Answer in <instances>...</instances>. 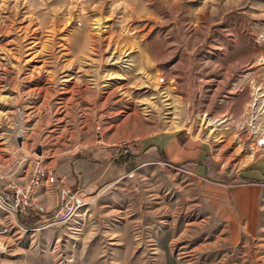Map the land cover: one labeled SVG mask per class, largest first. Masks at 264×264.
I'll list each match as a JSON object with an SVG mask.
<instances>
[{"label":"rangeland","instance_id":"1","mask_svg":"<svg viewBox=\"0 0 264 264\" xmlns=\"http://www.w3.org/2000/svg\"><path fill=\"white\" fill-rule=\"evenodd\" d=\"M261 136L264 0H0V264H264Z\"/></svg>","mask_w":264,"mask_h":264},{"label":"built area","instance_id":"2","mask_svg":"<svg viewBox=\"0 0 264 264\" xmlns=\"http://www.w3.org/2000/svg\"><path fill=\"white\" fill-rule=\"evenodd\" d=\"M9 164L0 161V209L12 215H42L45 212V206L36 199V188L45 176V168L39 161L32 164L30 179L24 184H17L8 178L6 172ZM47 179L49 182L55 179L62 184L64 179L61 175H56L53 171L48 172ZM62 191L66 194L72 192L70 188L63 185ZM80 198V196H78ZM7 228L0 226V234L6 233Z\"/></svg>","mask_w":264,"mask_h":264},{"label":"trees","instance_id":"3","mask_svg":"<svg viewBox=\"0 0 264 264\" xmlns=\"http://www.w3.org/2000/svg\"><path fill=\"white\" fill-rule=\"evenodd\" d=\"M187 137H188L187 134H182V135H180V136L178 137V139L180 138L179 140H180L181 142H184L185 139H186ZM130 145L134 146L138 151H140V150H147V149L152 148V147H157V148H159V146H158L157 144L153 143V144H150L149 146H147L146 149H143V148L141 147V144H140L139 141H132ZM160 151H161L162 154H166L165 150H160Z\"/></svg>","mask_w":264,"mask_h":264},{"label":"crops","instance_id":"4","mask_svg":"<svg viewBox=\"0 0 264 264\" xmlns=\"http://www.w3.org/2000/svg\"><path fill=\"white\" fill-rule=\"evenodd\" d=\"M156 144V143H155ZM158 145V144H157ZM159 146V145H158ZM263 171H254V176H255V179L259 180L260 177H262L263 175Z\"/></svg>","mask_w":264,"mask_h":264},{"label":"bare ground","instance_id":"5","mask_svg":"<svg viewBox=\"0 0 264 264\" xmlns=\"http://www.w3.org/2000/svg\"><path fill=\"white\" fill-rule=\"evenodd\" d=\"M258 141L260 145H264V136H261Z\"/></svg>","mask_w":264,"mask_h":264}]
</instances>
